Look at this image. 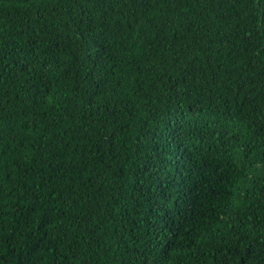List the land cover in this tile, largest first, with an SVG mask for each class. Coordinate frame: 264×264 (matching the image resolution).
<instances>
[{
  "label": "trees",
  "instance_id": "16d2710c",
  "mask_svg": "<svg viewBox=\"0 0 264 264\" xmlns=\"http://www.w3.org/2000/svg\"><path fill=\"white\" fill-rule=\"evenodd\" d=\"M0 264H264V0H0Z\"/></svg>",
  "mask_w": 264,
  "mask_h": 264
}]
</instances>
